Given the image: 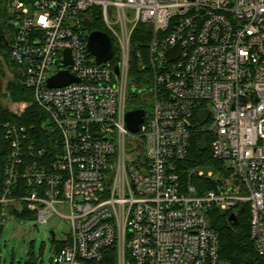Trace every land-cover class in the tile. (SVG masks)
<instances>
[{"label":"built area","instance_id":"2783aa9c","mask_svg":"<svg viewBox=\"0 0 264 264\" xmlns=\"http://www.w3.org/2000/svg\"><path fill=\"white\" fill-rule=\"evenodd\" d=\"M95 19L113 48L98 64L86 47ZM139 24L149 25L143 67L153 80L150 111L132 132L124 116ZM0 46L31 97L13 112L34 103L49 136L2 123V229L11 218H66L52 264H230L205 212L247 203L264 264V0H0ZM66 49L71 62L60 66ZM60 68L78 81L49 87ZM200 133L243 190L223 181L198 192L191 178L212 173L179 164Z\"/></svg>","mask_w":264,"mask_h":264},{"label":"trees","instance_id":"16d2710c","mask_svg":"<svg viewBox=\"0 0 264 264\" xmlns=\"http://www.w3.org/2000/svg\"><path fill=\"white\" fill-rule=\"evenodd\" d=\"M92 30L105 31L101 21L95 19L90 23ZM149 41V25L139 24L132 36L130 47V61H129V81L126 99V109H143L145 113L150 111V103H144L140 94L148 91L152 84L151 68L143 64L146 63L145 56L147 52V45ZM0 46V148L3 143V122H12L18 125L25 126L33 137H49L41 131V122L44 119V114L34 104L30 105L20 115L15 114L2 104L5 97L19 103L20 101L31 102L29 91L21 83L20 74L16 71L12 77H7L3 85V78L5 77L6 70L9 67H15L14 63L9 59L7 50ZM140 54V57L137 54ZM132 88L135 90L133 91ZM204 139L207 147L200 151L197 149V143ZM212 137L206 133L195 134L191 138V144L187 157L180 162V167H198L199 165L213 163L218 170L223 173H229V170L224 167L223 162L212 158L210 153V142ZM40 142V141H39ZM4 153V152H3ZM184 176V174L182 175ZM191 181L197 186V190L201 193L204 189L214 188L216 182L199 177H192ZM236 216L235 221L228 219L230 212H225L217 207H211L206 210V219L208 225L214 229L219 236V255L222 259L227 260L230 264H263L261 258L258 256L253 240L250 235L249 226V210L248 204L242 203L234 208ZM17 216H26V213ZM31 215L27 214V219H31ZM2 226L0 225V234ZM61 241L54 240V251L60 248ZM32 256V255H31ZM1 257V249H0ZM113 252L107 256L106 259L113 261ZM34 257L30 259L27 264H35ZM52 264V263H51Z\"/></svg>","mask_w":264,"mask_h":264},{"label":"rangeland","instance_id":"374dc122","mask_svg":"<svg viewBox=\"0 0 264 264\" xmlns=\"http://www.w3.org/2000/svg\"><path fill=\"white\" fill-rule=\"evenodd\" d=\"M17 71L16 67H9L7 75L3 78V85L7 77L11 78ZM140 98L144 103H150L148 91L142 92ZM2 104L11 111L17 110L15 101L5 97ZM203 173H212V178L216 183L226 181L234 185V177L224 175L222 171L213 164H204L195 167ZM236 191L243 190L234 185ZM61 212L67 215L66 210ZM33 220L19 218L8 219L0 234L1 257L0 264H27L34 257L35 264H51V257L54 252V240L63 241L67 239L70 230L69 221L56 213H52L45 223H37ZM53 233V234H52ZM32 255V256H31Z\"/></svg>","mask_w":264,"mask_h":264},{"label":"water","instance_id":"95a60500","mask_svg":"<svg viewBox=\"0 0 264 264\" xmlns=\"http://www.w3.org/2000/svg\"><path fill=\"white\" fill-rule=\"evenodd\" d=\"M87 49L88 51L95 57V62L101 63L108 59H110L113 55V48L111 45V41L109 36L100 30H92L89 33L88 41H87ZM180 47L178 45H174L173 47L169 48L165 56L167 60H171L176 58L179 55ZM70 51L69 49L65 50V59L63 61H57V64L63 66L67 63H70ZM116 70H118V65L116 66ZM72 81H78V78L72 76L67 72L66 69L60 68L57 74L50 77L48 79V86L49 87H60L64 86ZM134 91L135 89L132 88ZM209 111L206 109L200 110L198 112V119L199 123H203ZM144 110L143 109H133L129 110L125 113L124 120L128 129L132 132L138 131L140 123L143 121ZM207 147V143L204 139H202L199 143H197V149L202 151ZM230 221H235L236 216L234 213H230L228 216Z\"/></svg>","mask_w":264,"mask_h":264}]
</instances>
